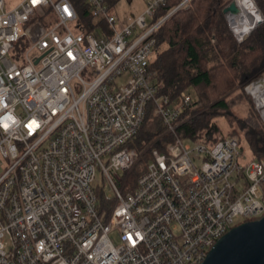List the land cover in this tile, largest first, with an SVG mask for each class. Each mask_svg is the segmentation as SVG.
I'll return each mask as SVG.
<instances>
[{
  "label": "built area",
  "instance_id": "1",
  "mask_svg": "<svg viewBox=\"0 0 264 264\" xmlns=\"http://www.w3.org/2000/svg\"><path fill=\"white\" fill-rule=\"evenodd\" d=\"M83 1L107 28L76 32L72 0H0V264H204L237 219L264 217V160L243 164L237 138L187 142L193 96L158 95L153 35L192 0L158 21L167 0H150L125 26L107 0ZM228 1L243 44L264 15L248 0L259 21L242 31ZM245 92L264 124V77ZM152 107L176 139L128 185Z\"/></svg>",
  "mask_w": 264,
  "mask_h": 264
},
{
  "label": "trees",
  "instance_id": "2",
  "mask_svg": "<svg viewBox=\"0 0 264 264\" xmlns=\"http://www.w3.org/2000/svg\"><path fill=\"white\" fill-rule=\"evenodd\" d=\"M72 1L79 12L73 25L76 32L97 34L107 28L105 22H96L83 0ZM107 1L115 6L121 0ZM183 1L167 0L155 20L166 17ZM255 1L264 15V0ZM228 4V0H192L189 8L173 14L153 35L156 47L151 70L157 73L158 95L169 97L174 106L181 104L182 93L193 94L191 105L182 109L177 121L179 137L187 142L204 140L210 146L219 139L237 138L241 162L246 164L264 160V124L245 92L248 84L264 77V22L238 44L225 18ZM219 119L230 126L228 133ZM172 140L152 107L140 134L131 142L141 159L128 185L145 171L150 148L166 152Z\"/></svg>",
  "mask_w": 264,
  "mask_h": 264
},
{
  "label": "water",
  "instance_id": "3",
  "mask_svg": "<svg viewBox=\"0 0 264 264\" xmlns=\"http://www.w3.org/2000/svg\"><path fill=\"white\" fill-rule=\"evenodd\" d=\"M227 13H238L235 3L224 10ZM204 264H264V217L234 227L210 251Z\"/></svg>",
  "mask_w": 264,
  "mask_h": 264
},
{
  "label": "rangeland",
  "instance_id": "4",
  "mask_svg": "<svg viewBox=\"0 0 264 264\" xmlns=\"http://www.w3.org/2000/svg\"><path fill=\"white\" fill-rule=\"evenodd\" d=\"M20 1L21 0H6L7 5H11V4L16 5ZM149 1L150 0H121L117 5L111 6L112 14L115 15L117 17V19L119 20V25L120 26H125L126 24H128L130 19H134V18H136L139 15L144 13ZM246 1L244 2L245 3L244 5L246 7H248V9H250L251 5H250L248 0H246ZM72 27H73V25H72ZM213 43H216V41L214 40ZM126 80H127V77H123L120 80V85L124 84L126 82ZM191 95L193 96V94H191ZM217 122L223 127L224 131H227L226 133H228V130L230 129V126L228 125L226 120L225 119H219ZM245 133H246V130L241 133L242 137H244ZM175 139L176 138L173 137L172 141H174ZM148 151H149V149L147 151H145V153H147ZM145 153H144V155L147 158V155ZM148 157H149V155H148ZM140 159H141V157H140ZM99 177H100V175H99ZM241 222L242 221L240 219H237L236 224H239ZM117 234L118 233L115 232V233H113L111 235V239H112V241L114 242L115 245H119L120 244V241L118 239V235Z\"/></svg>",
  "mask_w": 264,
  "mask_h": 264
},
{
  "label": "bare ground",
  "instance_id": "5",
  "mask_svg": "<svg viewBox=\"0 0 264 264\" xmlns=\"http://www.w3.org/2000/svg\"><path fill=\"white\" fill-rule=\"evenodd\" d=\"M246 0H240L238 6L241 10L240 15L235 18L234 22H236L239 29L242 31H248L249 28L259 21L258 13L250 6V9L246 7L244 4ZM247 2V1H246Z\"/></svg>",
  "mask_w": 264,
  "mask_h": 264
}]
</instances>
